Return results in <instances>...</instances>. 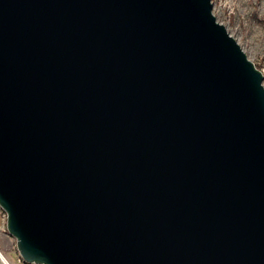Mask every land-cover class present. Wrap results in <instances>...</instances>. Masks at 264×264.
<instances>
[{
  "label": "water",
  "instance_id": "1",
  "mask_svg": "<svg viewBox=\"0 0 264 264\" xmlns=\"http://www.w3.org/2000/svg\"><path fill=\"white\" fill-rule=\"evenodd\" d=\"M212 0H0V208L26 264H264V75Z\"/></svg>",
  "mask_w": 264,
  "mask_h": 264
},
{
  "label": "rangeland",
  "instance_id": "2",
  "mask_svg": "<svg viewBox=\"0 0 264 264\" xmlns=\"http://www.w3.org/2000/svg\"><path fill=\"white\" fill-rule=\"evenodd\" d=\"M213 14L236 39L248 58L264 75V0H212ZM264 85V81H263ZM6 213L0 208V252L8 264H26L16 239L7 232ZM3 262L0 256V264Z\"/></svg>",
  "mask_w": 264,
  "mask_h": 264
},
{
  "label": "bare ground",
  "instance_id": "3",
  "mask_svg": "<svg viewBox=\"0 0 264 264\" xmlns=\"http://www.w3.org/2000/svg\"><path fill=\"white\" fill-rule=\"evenodd\" d=\"M0 256L2 257V259H3V262L4 263H7V262H5L6 261V258L2 255V253L0 252ZM8 264V263H7Z\"/></svg>",
  "mask_w": 264,
  "mask_h": 264
}]
</instances>
